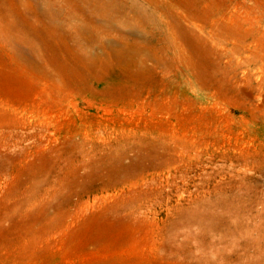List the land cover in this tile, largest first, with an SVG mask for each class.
I'll list each match as a JSON object with an SVG mask.
<instances>
[{
  "label": "rangeland",
  "instance_id": "obj_1",
  "mask_svg": "<svg viewBox=\"0 0 264 264\" xmlns=\"http://www.w3.org/2000/svg\"><path fill=\"white\" fill-rule=\"evenodd\" d=\"M263 198L264 0H0V264H264L199 225Z\"/></svg>",
  "mask_w": 264,
  "mask_h": 264
},
{
  "label": "bare ground",
  "instance_id": "obj_2",
  "mask_svg": "<svg viewBox=\"0 0 264 264\" xmlns=\"http://www.w3.org/2000/svg\"><path fill=\"white\" fill-rule=\"evenodd\" d=\"M109 59V58H108ZM110 65V64H109ZM233 196V194H232ZM233 198H237L238 200L244 202L245 201V197L244 196H239V195H234ZM206 200V199H205ZM222 200V199H221ZM254 200V199H253ZM228 201V200H227ZM261 202V200H256V204ZM263 204H264V198L262 200ZM208 206H212L213 204V208H214V202H211V201H208L207 200V203ZM262 205V204H261ZM217 206V205H216ZM215 206V207H216ZM240 206V205H239ZM219 207H220V210L218 211H205L209 213L210 216L207 217V220L206 218V215H204V217L200 218V222L199 225L201 226L200 228H203L201 229L202 231H207V230H213L214 232L215 231H219V230H223L224 231V234L225 236H223V239L226 240V239H229L230 237L232 238L233 235L235 234H238L240 237H246V236H251V234L255 233L256 234V237L252 240L250 239V241L248 240H244L243 243H242V246L244 247H251V246H254V245H260L261 242H262V247L264 248L263 244H264V222L262 223H258V222H253V223H249V222H245L243 221L244 218H240L239 216H243V215H246L245 212H243L242 210H240L238 207H235V206H231L229 205L227 202H222L221 204H219ZM263 208V207H262ZM208 209V207L206 208ZM215 209V208H214ZM200 210V209H199ZM205 210V209H204ZM204 210H201V212ZM262 210V209H261ZM259 211V210H258ZM257 211V213H258ZM263 211V210H262ZM262 213V215H264V211L263 212H260ZM258 214V215H261V214ZM202 214V213H201ZM200 214V216H201ZM254 214V213H253ZM256 214V213H255ZM203 216V215H202ZM181 217V216H180ZM188 217V216H187ZM255 217V216H254ZM264 217V216H263ZM183 218V217H182ZM191 218V217H190ZM227 218V219H225ZM234 218V219H232ZM193 219V218H192ZM259 220H261L259 218ZM181 222V221H180ZM194 224V223H193ZM187 226V225H186ZM176 227V226H175ZM181 227V226H179ZM178 227V228H179ZM198 227V226H197ZM177 228V227H176ZM174 230V229H172ZM178 230V229H177ZM180 230V229H179ZM196 231V230H195ZM213 233V232H211ZM209 232V234H211ZM216 234V233H215ZM219 234V233H217ZM169 235V234H168ZM227 235V236H226ZM218 236V235H216ZM221 236V235H219ZM236 236V235H235ZM255 236V235H254ZM186 237V236H185ZM243 237V238H244ZM221 238V237H220ZM234 238V237H233ZM247 238V237H246ZM250 238V237H249ZM200 239H201V243H199L198 245L196 244V247L197 249L200 251V252H204L205 249L208 250L206 252H204L203 256L200 255L199 259L202 260V261H208L207 260V257H208V254L209 252L211 253H217V254H220V253H223L222 252V249H220L217 245H216V242H214L213 240L211 239H206V236L203 235V234H200ZM213 239V238H212ZM217 239V238H216ZM218 240V239H217ZM235 240V239H234ZM234 240H228L230 241L229 242V245H235V241ZM220 241V240H219ZM222 241V240H221ZM220 241V242H221ZM237 244H239V242H237ZM220 245V244H219ZM241 246V245H240ZM195 247V246H194ZM231 247V246H230ZM262 250V249H261ZM259 249V251H261ZM225 259V256L223 257ZM226 258L228 259L229 262H232L233 259L231 258V255L230 254H226ZM259 259V258H258ZM262 262L264 263V257L259 259L258 261L259 262Z\"/></svg>",
  "mask_w": 264,
  "mask_h": 264
}]
</instances>
